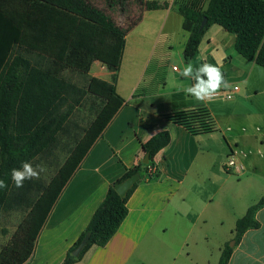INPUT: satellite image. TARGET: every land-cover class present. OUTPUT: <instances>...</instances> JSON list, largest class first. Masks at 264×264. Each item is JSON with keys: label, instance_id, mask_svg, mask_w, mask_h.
Segmentation results:
<instances>
[{"label": "crops", "instance_id": "1", "mask_svg": "<svg viewBox=\"0 0 264 264\" xmlns=\"http://www.w3.org/2000/svg\"><path fill=\"white\" fill-rule=\"evenodd\" d=\"M145 1L168 6L144 11L126 37L116 73L117 92L125 103L62 191L25 264H63L110 187L144 160L142 145L163 131H169L172 138L155 159L160 177L139 184L118 232L75 264H212L210 235L198 239V219L220 223L221 234L216 238L222 244L229 235L235 237L237 221L264 197V156L258 154V150L264 151L263 68L244 59L236 50L235 35L215 25L206 33L195 59L185 62L194 68L205 63L219 67L230 87L219 89L220 97L198 101L182 90L195 81L174 67L180 72L176 88H162L167 79H160L158 71L168 62L165 50L160 51L158 71L149 73L162 36L173 29L184 30L181 7L206 8L209 0ZM145 24L144 29L155 31L153 37L147 38L143 31L135 33ZM188 37L187 33L185 45ZM168 48L173 50V46ZM94 68L107 69L98 61ZM92 69V77L112 81L113 72L107 69L102 78ZM234 86L240 91L232 100L226 99L223 92ZM198 106L213 114L218 132L194 136L165 118L175 110ZM232 151L245 166L244 172L236 174L239 179L225 170ZM257 212L259 227L248 230L235 243L228 264H264V206ZM227 221L235 224L229 235ZM207 222L204 220L205 225ZM224 249L220 248L222 253Z\"/></svg>", "mask_w": 264, "mask_h": 264}, {"label": "trees", "instance_id": "2", "mask_svg": "<svg viewBox=\"0 0 264 264\" xmlns=\"http://www.w3.org/2000/svg\"><path fill=\"white\" fill-rule=\"evenodd\" d=\"M103 2L108 11L128 20L135 12L138 17L124 28L88 0H0V179L8 185L0 189V216L14 210L26 214L0 249V264H25L32 257L62 191L125 103L117 92L116 73L129 31L144 11L168 6L145 0ZM181 13L183 29L189 34L183 53L186 62L195 59L207 31L216 25L235 35L236 50L244 59L264 69V0H209L206 8L184 6ZM205 17L208 23L201 29ZM97 61L114 73L112 81L89 77L80 87L65 76L68 71L88 77ZM88 104L95 118L77 136L74 131L81 128L71 117L77 107ZM165 118L194 136L219 131L205 106L175 110ZM62 136L69 139L65 144L68 156L49 183L25 180L23 187L17 188L11 170L25 161L34 164L37 159L52 157ZM171 138L169 131H163L142 145L149 163L139 162L110 187L63 264L77 263L92 247H103L113 238L129 214L128 201L139 184L160 177L155 159ZM137 173L140 181L122 197L116 185ZM263 206L264 197L237 221L236 243L248 230L259 227L253 217ZM88 234V244L74 257L73 252ZM232 250L225 247L219 264H228Z\"/></svg>", "mask_w": 264, "mask_h": 264}, {"label": "rangeland", "instance_id": "3", "mask_svg": "<svg viewBox=\"0 0 264 264\" xmlns=\"http://www.w3.org/2000/svg\"><path fill=\"white\" fill-rule=\"evenodd\" d=\"M91 4L94 6L105 10L107 14H109L115 22H121L120 17L122 16L121 14L118 15L119 13L115 12H110L108 11L107 7L105 6L103 0H88ZM133 10V9H131ZM118 11H120L118 9ZM138 16V13H134V18L131 20H136ZM124 26L131 24L123 22ZM144 27H147L145 24L144 26L139 27L136 29L135 33H140L143 31L144 35L147 38H151L155 35V31L152 29H144ZM220 28V27H216ZM208 32V31H207ZM187 37V32L186 31H178L176 29H173L171 32L165 33L164 36H162V43L159 47V50L154 58V61L151 66V70L149 73H152L154 71H158L157 67L159 65V61L161 59V54L160 51L165 50L164 57L168 59V62H166L162 68L158 71L160 79L165 78L167 79V84L162 82L161 87L164 88L166 87L168 90L175 89L176 88V79L180 77V72H178L174 67L180 68L181 70L183 69L184 65H186V62L184 60L183 54H182V48L185 45L186 38ZM173 46V50L169 49L168 46ZM221 53L223 51L220 49ZM264 70V69H262ZM92 73L95 74L96 76L106 78V73H108L107 69H92ZM65 76L69 79H71L74 83L79 85L80 87H83L85 84H87V78L92 77L91 73L88 77H85L81 74L78 73H73V72H66ZM162 77V78H161ZM150 79H147L146 81L148 82ZM158 80V78H157ZM162 81V80H160ZM161 83V82H160ZM159 86V85H158ZM144 88V84L141 85L138 93H142V89ZM89 104L85 107L80 106L77 107L73 116L71 117L72 123H76L80 126L81 130H73L77 136L82 135V129L86 128L89 126V124L94 120L95 115L90 112L88 109ZM72 129L74 128L73 125L71 126ZM61 146L58 150L54 152L52 157L50 158H41L37 159L33 166L35 167L36 165H43L46 168V171L40 174V180L43 181V183H49L51 178L56 174L60 166L65 162L67 156H68V148L65 146L67 142H69V139L66 136L61 137ZM72 146V144H71ZM236 179H239V176L236 174H232ZM25 212L23 211H5L1 214L0 216V249L3 248L11 239L13 234L15 233L18 225L20 222L23 220L25 217ZM208 219L207 224L205 225L204 220ZM235 224L229 221L225 222V229L228 232L231 231V229H234ZM219 228L221 229L220 223L215 220H211V218H201L200 220L198 219V239L201 240V238L204 237V234L210 235V244H211V262L212 264H219L221 256H222V251L220 248H224L227 245H229L231 248L235 246V240H234V235L231 234L228 236L227 240H224L222 244H220V238H216V235L219 236L221 233L218 232Z\"/></svg>", "mask_w": 264, "mask_h": 264}, {"label": "clouds", "instance_id": "4", "mask_svg": "<svg viewBox=\"0 0 264 264\" xmlns=\"http://www.w3.org/2000/svg\"><path fill=\"white\" fill-rule=\"evenodd\" d=\"M185 78H190L195 81L191 86H186L182 90L198 101L211 100L222 87H230L229 82L225 79L221 69L211 64H203L200 67L194 68L191 63H188L180 73ZM258 154L264 156V151L258 150ZM46 168L43 165L33 166L32 163L22 162L20 168H13L10 176L11 180L17 188L23 187L25 180L39 179L40 174L45 172ZM8 187L4 179H0V189ZM254 219L259 218V212L254 214Z\"/></svg>", "mask_w": 264, "mask_h": 264}, {"label": "built area", "instance_id": "5", "mask_svg": "<svg viewBox=\"0 0 264 264\" xmlns=\"http://www.w3.org/2000/svg\"><path fill=\"white\" fill-rule=\"evenodd\" d=\"M118 15H120V14H118ZM118 17H120V20H122V21L119 23L118 22H116V23L119 26L126 28L129 26L128 23L132 22L131 19L134 18V15H132L129 20L124 16H118ZM123 22H126L128 25L124 26ZM175 69H177V68H175ZM239 91H240L239 86H234L230 90L223 92V95L225 96L226 99L232 100L234 98V96ZM220 96H221V93H217L214 97H220ZM234 154H235V152L232 151V153L228 156L227 162L225 164V170L229 173H234V174L244 172L245 166L237 160V158L235 157Z\"/></svg>", "mask_w": 264, "mask_h": 264}, {"label": "water", "instance_id": "6", "mask_svg": "<svg viewBox=\"0 0 264 264\" xmlns=\"http://www.w3.org/2000/svg\"><path fill=\"white\" fill-rule=\"evenodd\" d=\"M208 23V18L205 17L202 24H201V29H203ZM149 163V155H146V157L143 160V164H148ZM140 174H134L131 177L127 178L125 181L119 183L116 185V190L117 192L122 196V197H126L128 192L134 187V185L140 181ZM90 240V234H88L84 240L82 241V243L80 244V246L73 252V256L74 257H79L82 253V251L84 250V248L86 247V245L88 244ZM236 243V242H235Z\"/></svg>", "mask_w": 264, "mask_h": 264}]
</instances>
